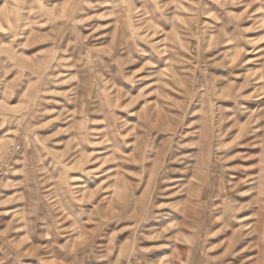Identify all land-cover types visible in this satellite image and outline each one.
I'll use <instances>...</instances> for the list:
<instances>
[{"label": "rangeland", "instance_id": "rangeland-1", "mask_svg": "<svg viewBox=\"0 0 264 264\" xmlns=\"http://www.w3.org/2000/svg\"><path fill=\"white\" fill-rule=\"evenodd\" d=\"M0 264H264V0H0Z\"/></svg>", "mask_w": 264, "mask_h": 264}]
</instances>
